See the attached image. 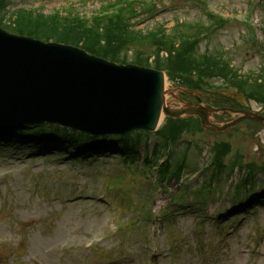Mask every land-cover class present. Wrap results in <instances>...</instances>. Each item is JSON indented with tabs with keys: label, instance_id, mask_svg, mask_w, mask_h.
I'll use <instances>...</instances> for the list:
<instances>
[{
	"label": "rangeland",
	"instance_id": "374dc122",
	"mask_svg": "<svg viewBox=\"0 0 264 264\" xmlns=\"http://www.w3.org/2000/svg\"><path fill=\"white\" fill-rule=\"evenodd\" d=\"M109 1L112 0H14L9 11L26 6L46 14L73 10L89 17ZM205 1L203 5V0H155L156 8L142 11L136 25L144 32L163 27L173 33L179 22L182 25L203 22L208 17L207 11L212 10L230 21L203 40L200 51L224 50L241 74L258 72L264 67V35L262 31L257 34L261 50L256 49L250 45L252 41L249 43V39H254L248 28L240 21L245 17L252 21L257 14L262 18L264 9L252 13L258 0ZM146 50L153 53L154 48ZM133 55L130 52L131 58ZM213 84L219 86L221 81ZM215 90L219 93L223 88ZM228 91L234 92L235 97L239 95L236 90ZM247 105L264 113V106L254 101ZM150 137L146 156L155 149L157 136ZM219 141L232 146L225 159L228 166L237 164L240 156L245 163L257 166L255 190L262 187L264 125L252 120L224 133L209 130L185 133L172 150V163L185 165L184 177L206 163L209 171L195 175L192 180L185 179L182 186L175 176L168 182H155L139 171L140 165L128 169L119 158V149L111 147L99 154L96 162L73 164L69 157L55 150L45 153L23 145L16 147V151L0 147V176L11 171L0 177V264H34L36 260L39 264H264V193L255 194L256 202L236 207L234 189L230 195L220 196L229 170L221 179L213 180L214 197L205 198L193 192L210 194L204 179L214 172L208 159L212 144ZM62 145L59 143L53 149ZM155 153L160 155L161 149ZM239 172L237 180L246 173L243 169ZM102 180H110V199L124 213L120 216L124 231L112 237L110 221L118 218L119 213H115L116 207L95 199L100 191L103 193ZM185 190L187 203L169 209L171 196ZM220 211L224 214L221 220L212 221L211 215L217 216ZM101 238H104L101 243L87 248L86 244ZM151 245L159 250L154 259L149 250ZM30 252L34 255L32 259Z\"/></svg>",
	"mask_w": 264,
	"mask_h": 264
},
{
	"label": "water",
	"instance_id": "95a60500",
	"mask_svg": "<svg viewBox=\"0 0 264 264\" xmlns=\"http://www.w3.org/2000/svg\"><path fill=\"white\" fill-rule=\"evenodd\" d=\"M35 94L49 105L42 114L32 103ZM164 94L160 72L117 66L76 48L44 44L0 29V116L47 120L106 134L154 130L162 111L196 113L193 107L166 108ZM71 96H76L75 102Z\"/></svg>",
	"mask_w": 264,
	"mask_h": 264
},
{
	"label": "trees",
	"instance_id": "16d2710c",
	"mask_svg": "<svg viewBox=\"0 0 264 264\" xmlns=\"http://www.w3.org/2000/svg\"><path fill=\"white\" fill-rule=\"evenodd\" d=\"M126 11L133 14V6L127 5L121 8L119 13L112 16H97L92 22L74 16L61 17L56 15L53 17H43L32 11H26L23 12L24 15L19 19L17 28L20 33L36 35L45 39L52 38L58 41H65L74 44L84 42V44L87 45L85 47L91 52L112 60H121L120 57L122 50L126 49L129 44L142 40V34L128 30V26L124 25L127 21L125 16ZM107 17H109V20L105 21ZM13 29L15 30V28ZM149 37L154 38L155 35H150ZM182 37L183 38L179 41V48L176 47L178 40L172 38L165 39L163 45L170 49L171 54L167 59L157 60V67H164L175 73H192L195 70H200L212 74L213 71L211 70V67L207 66V68L203 70L201 69V66L204 62H209L213 57L200 62V59L196 56L197 42L191 41V35H183ZM173 51H175V54L172 53ZM144 61H147V58L144 59ZM222 71L227 75L233 73L228 66H224L214 75L220 74ZM171 74L174 75L172 72ZM244 84H247V81L242 82L241 85L243 86ZM261 88L259 85L253 86L255 91H260ZM45 128H47L46 125ZM58 130L59 129L53 128L46 131V133L51 137L59 138L61 134H59ZM61 130L63 131V129ZM74 134L82 135L79 133ZM70 142L73 145L77 144L72 140H70ZM94 142L95 140L93 138H88L86 140V146H89ZM136 142L137 145L141 144L140 138L135 137L129 141L127 144V150L134 152Z\"/></svg>",
	"mask_w": 264,
	"mask_h": 264
},
{
	"label": "bare ground",
	"instance_id": "6f19581e",
	"mask_svg": "<svg viewBox=\"0 0 264 264\" xmlns=\"http://www.w3.org/2000/svg\"><path fill=\"white\" fill-rule=\"evenodd\" d=\"M82 96H83V98H82V99H84L86 95H85V94H83ZM75 97H76V96H71V100H72V102H75V100H74V99H75ZM82 99H80V100H82ZM162 119H163V117H162Z\"/></svg>",
	"mask_w": 264,
	"mask_h": 264
}]
</instances>
